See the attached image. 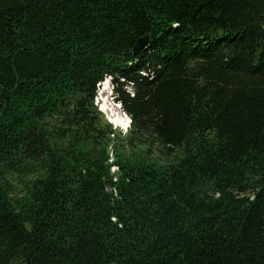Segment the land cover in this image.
<instances>
[{"label": "trees", "instance_id": "trees-1", "mask_svg": "<svg viewBox=\"0 0 264 264\" xmlns=\"http://www.w3.org/2000/svg\"><path fill=\"white\" fill-rule=\"evenodd\" d=\"M0 264H264V0H0Z\"/></svg>", "mask_w": 264, "mask_h": 264}, {"label": "rangeland", "instance_id": "rangeland-1", "mask_svg": "<svg viewBox=\"0 0 264 264\" xmlns=\"http://www.w3.org/2000/svg\"><path fill=\"white\" fill-rule=\"evenodd\" d=\"M108 80H104L103 82H101L98 85L97 94L95 97V104H97L98 109L105 115V117L107 119H110V117L108 116V110L102 109V106L104 104H107V107H109L108 109H111V111L113 113L112 115H116V116H123V115H120L118 113L117 109L115 108V104H118V103H116L114 100V96L112 94V87L111 86L109 87V83L111 81L110 80L108 81ZM120 110H121V108H120ZM125 124L126 123H124L123 126H125ZM115 127L121 128L122 132H125L121 126L120 127L115 126Z\"/></svg>", "mask_w": 264, "mask_h": 264}, {"label": "bare ground", "instance_id": "bare-ground-1", "mask_svg": "<svg viewBox=\"0 0 264 264\" xmlns=\"http://www.w3.org/2000/svg\"><path fill=\"white\" fill-rule=\"evenodd\" d=\"M107 80V79H106ZM109 81V80H108ZM109 87H110V83H109ZM115 106H118L117 104ZM109 107H107V104H104L102 106V109L104 110H108V116L110 117V121L115 125V126H121L122 128H125V126L128 124L129 122V118L126 117V115L124 116L123 113L118 110V113L120 115H123V116H116V115H112V111L111 109H108ZM125 124V126H123Z\"/></svg>", "mask_w": 264, "mask_h": 264}, {"label": "water", "instance_id": "water-1", "mask_svg": "<svg viewBox=\"0 0 264 264\" xmlns=\"http://www.w3.org/2000/svg\"><path fill=\"white\" fill-rule=\"evenodd\" d=\"M147 42H148V36H143V37H140V38H138L137 39V41H136V44H135V46H134V48H133V52H134V54H136L137 52H139L141 49H143L146 45H147ZM110 86H111V84H110ZM116 105V104H115ZM118 106H115V108L117 109V111L118 110H120V104L118 103L117 104ZM122 113H123V115H126L125 114V112H123L122 110H120ZM127 116V115H126ZM128 117V116H127ZM129 118V117H128ZM108 121L109 122H111L110 121V119H108ZM112 123V122H111ZM113 124V123H112ZM113 126L115 127V125L113 124ZM129 126H130V118H129V122H128V124L125 126V128H123L124 129V131H126L128 128H129ZM120 127V126H119ZM121 129V128H120Z\"/></svg>", "mask_w": 264, "mask_h": 264}]
</instances>
